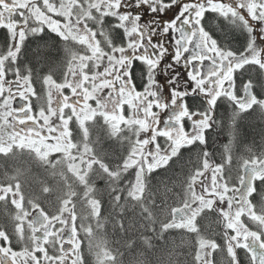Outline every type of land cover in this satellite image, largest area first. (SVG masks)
<instances>
[{"label":"snow or ice","instance_id":"obj_1","mask_svg":"<svg viewBox=\"0 0 264 264\" xmlns=\"http://www.w3.org/2000/svg\"><path fill=\"white\" fill-rule=\"evenodd\" d=\"M0 29V202L14 206L0 223V264H86L81 234L95 264H264V151L249 148L232 177L233 142L219 163L207 150L209 130L223 126L218 102L233 105L232 120L264 112L257 82L237 87L236 75L264 76V0H0ZM217 30L246 43L235 49ZM61 42L54 61L48 50ZM184 150L194 152L187 171L153 183ZM101 187L113 227L131 233L126 259L94 242Z\"/></svg>","mask_w":264,"mask_h":264},{"label":"trees","instance_id":"obj_2","mask_svg":"<svg viewBox=\"0 0 264 264\" xmlns=\"http://www.w3.org/2000/svg\"><path fill=\"white\" fill-rule=\"evenodd\" d=\"M109 19L106 24L110 21ZM108 29H106L107 31ZM5 31V30H4ZM3 31V32H4ZM51 40L50 43H54L55 41H59V38L51 33ZM224 37L231 41L235 42V39L239 38L240 35L236 30H226ZM35 45L30 46L29 50L26 53L25 59L33 61V53L32 49H35ZM73 48H76L77 50L82 51V49H79V46L72 45ZM50 53V58L54 61H58L63 58V50H62V42L57 47H52L48 50ZM59 75V74H58ZM37 87L38 93L42 91V86L39 84V81L34 85ZM67 90V89H66ZM69 90H67L68 92ZM220 108H225L223 105H220ZM246 117L243 118V121L240 122L238 125V128L232 129L229 127V130L226 131L225 134H223V137H221L220 145L225 146V144L228 142H233L232 146H234V153L237 154V151L240 150L241 152L245 150H248L249 148L252 149H260L263 147L264 144V125L260 122V119L257 118L256 113L250 111V113H246ZM72 129L74 136L76 135V126L75 124H72ZM234 133V135H233ZM236 137V138H235ZM223 138L225 139V143H222ZM222 141V142H221ZM111 142L105 141L104 146L107 149L109 144ZM194 152L193 150H184L183 156L177 160L174 163L170 164V167L168 169H160L157 173L154 174L153 183H156L159 179H172L175 180L179 175L182 174V172H186L187 168L189 167L188 161L189 159L193 158ZM52 159H57V156L52 155ZM43 172L42 169L40 170H34V175L38 176L40 179H44V176L41 174ZM70 175V174H69ZM51 179V177H49ZM72 185V189L76 191L77 193L81 192L82 189L75 181H70ZM97 195L102 201H107V211L102 210V228L97 231L94 234V242H108L110 246L113 249H119L121 253H124L123 258H127L130 253H128L121 245L123 241L131 235V233H125L123 230H118L113 227L114 224V215L115 213L112 210L111 207V196L110 194L103 188H99ZM43 207H45L46 211L52 212L54 211L53 203L50 201H45L44 204H42ZM77 210H78V219L77 224L79 225L80 222L87 225L90 222V217L88 215L87 208L83 206L82 201H77ZM14 211L13 206L9 205L7 208L3 205L2 202H0V223H3L5 220V213ZM128 215H131V212L128 213ZM81 218V219H80ZM9 227L11 225L9 224ZM218 233V228L216 229ZM82 238V253L86 258V264H95V257H94V249H90L88 246V238L83 237V234H81ZM185 252L186 255V249L182 250ZM183 259V257H182Z\"/></svg>","mask_w":264,"mask_h":264},{"label":"flooded vegetation","instance_id":"obj_3","mask_svg":"<svg viewBox=\"0 0 264 264\" xmlns=\"http://www.w3.org/2000/svg\"><path fill=\"white\" fill-rule=\"evenodd\" d=\"M151 18H152V14L151 13H148L146 17H142V21L147 20V19H151ZM109 19H111L110 20L111 22H113V23L115 22L112 18H106V22ZM3 31H4L3 29H0V32H3ZM237 32L239 33L240 37L237 38V39H235V42H231V41L227 40L224 37L225 31L224 32H221V31L217 30L216 36H217V38H219V39L227 42L228 44H230L233 48H235V49H241L244 46V44L246 43L247 34L246 33H241L240 31H237ZM52 34H53V36L55 35L54 33H52ZM97 39L98 40H101V45H99V46L102 47L103 46L102 38L98 36ZM262 39H264V37L258 36V43ZM177 67L179 69V66H177ZM179 70L182 73L183 70L182 69H179ZM236 75H237V87L240 86L241 81L242 82H246L249 78H252V79H254L257 82V89H256L257 92L258 93L264 92V90H262L261 87H260V84L261 83H264V76H261L260 74H258L256 72H243L242 74L237 73ZM105 91H107V90H105ZM65 92H67V90H65ZM67 93H69V91ZM188 99H189L190 105L196 106V105H199V103H200V99L198 97H191L190 96ZM33 100H34V98H33ZM34 105H35V100H34ZM220 105H223L225 108H220ZM35 110L36 109H35V106H34V111ZM155 110L156 109H154V111ZM250 111H252V109H250L246 113H250ZM246 113H241L239 115V118L238 119L232 120L231 117H232V114H233V105L228 104V103L220 104L218 102V106H217V109H216V113L214 115V118L217 119V120H221V121L224 122L223 126H221L224 130H229V127L232 128V129H236V128H238V125L240 124V122L243 121V118L245 117ZM257 118H259V117L257 116ZM189 126L190 125H188V123L186 122V130H187V128ZM219 132H220V127L219 128L214 127L213 129H210L209 130V134H208V140H209L208 145L209 146L214 147L218 143L217 135L219 134ZM159 139H161V138H159ZM222 141H221L222 143H225V139L224 138H223ZM228 144L229 143L227 142L225 144V146L228 145ZM231 147H232V156H235L236 154L233 151L235 148H234V146H231ZM256 150L262 151L263 150V147L260 148V149H256ZM239 152H241L240 147H239V150L237 151V154ZM238 171H240V169L237 166H235L234 164H232L230 166V168L228 169V174L231 175L232 177H235L237 175ZM213 219H214V217H213ZM219 231H220V229L218 228V232ZM15 250H19V247H17Z\"/></svg>","mask_w":264,"mask_h":264},{"label":"rangeland","instance_id":"obj_4","mask_svg":"<svg viewBox=\"0 0 264 264\" xmlns=\"http://www.w3.org/2000/svg\"><path fill=\"white\" fill-rule=\"evenodd\" d=\"M259 31V30H258ZM259 36V35H258ZM182 74H183V71H182ZM158 79H160V77H158ZM163 83L165 84V85H167V78L165 77L164 78V81H163ZM65 94H69V93H67V92H65ZM40 95L43 97L44 96V93L41 91L40 92ZM34 100H35V98H34ZM43 101V100H42ZM90 103H92L93 104V106H95V103H94V101H90ZM14 106H15V104H14ZM66 112H67V110H66ZM124 112H125V115L127 116L128 114H129V109H128V107H127V105H125V109H124ZM252 112H254V113H256V115L260 118V122L264 125V112H262L261 110H259V109H257V108H254V109H252ZM246 117V116H245ZM223 124H224V122H223ZM72 124H70V128H72V126H71ZM73 130V129H72ZM226 131L227 130H224L222 127H220V132H219V134L217 135V139H218V143L214 146V147H211V146H207V150L208 151H210V152H214V160L216 161V162H222V159H221V154L222 153H224V149H225V146H221L220 145V140H221V137H223V134H225L226 133ZM74 132V131H73ZM73 135H74V133H73ZM144 134H142V136H143ZM160 140V142L162 143L163 142V138H161V139H159ZM252 149V148H251ZM252 151L253 152H260V150L258 151V150H256V149H252ZM262 151H264V144H263V150ZM52 155H54V156H57V157H59V153H53ZM249 155V153H248V150H246V152H245V150L244 151H242V152H239L238 154H236L235 156H233V161H232V164H234L235 166H237L239 169H240V163H241V160H242V158H246L247 156ZM13 208H14V206H13ZM51 213V212H50ZM33 214H35V213H33ZM17 247H19V245H17L16 246V248ZM15 248V249H16Z\"/></svg>","mask_w":264,"mask_h":264},{"label":"bare ground","instance_id":"obj_5","mask_svg":"<svg viewBox=\"0 0 264 264\" xmlns=\"http://www.w3.org/2000/svg\"><path fill=\"white\" fill-rule=\"evenodd\" d=\"M41 102H43V101H41Z\"/></svg>","mask_w":264,"mask_h":264}]
</instances>
